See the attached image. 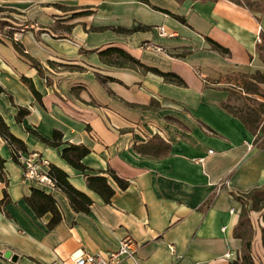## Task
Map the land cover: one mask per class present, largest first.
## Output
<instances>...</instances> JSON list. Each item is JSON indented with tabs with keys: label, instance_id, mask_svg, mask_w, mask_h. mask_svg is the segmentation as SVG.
I'll use <instances>...</instances> for the list:
<instances>
[{
	"label": "crops",
	"instance_id": "obj_1",
	"mask_svg": "<svg viewBox=\"0 0 264 264\" xmlns=\"http://www.w3.org/2000/svg\"><path fill=\"white\" fill-rule=\"evenodd\" d=\"M149 3L0 0V12L8 13L0 21L16 28L14 38L43 65L48 79L0 33V114L26 145L24 154L46 158L92 200L88 212H76L60 190L25 179L23 166L0 138L9 198L0 209V264H72L75 250L107 252L126 235L137 244L138 264H227L240 256L242 243L233 231L241 203L235 195L264 185V148L253 144L254 135L223 103L232 81L264 69L256 51L264 36V10L250 11L229 0ZM82 8L93 13L67 19ZM91 26L147 28L118 33L90 31ZM159 26L166 35H159ZM208 39L228 53L213 49ZM107 46L173 72L184 84L137 67L107 65L97 53ZM21 76L32 81L40 99ZM19 107L29 111L20 121ZM55 130L62 134L60 146L40 139L51 140ZM155 137L168 144L167 153L137 151ZM69 143L89 149L81 160L86 170L61 156ZM107 168L128 181L120 189L108 177L115 190L108 203L86 183L87 174ZM3 187L0 182V200ZM32 188L51 194L62 212L52 229L46 226L51 213L38 217L25 201ZM257 237L254 233L251 254L254 264H264L262 257L261 263L255 260L257 253L264 255ZM8 250L16 260L4 256Z\"/></svg>",
	"mask_w": 264,
	"mask_h": 264
},
{
	"label": "trees",
	"instance_id": "obj_2",
	"mask_svg": "<svg viewBox=\"0 0 264 264\" xmlns=\"http://www.w3.org/2000/svg\"><path fill=\"white\" fill-rule=\"evenodd\" d=\"M146 4H150L149 0H140ZM180 1V0H179ZM237 5L247 8L250 11H262L264 10V1H253V0H229ZM57 7L63 10H73L66 6L55 4ZM83 10L72 12L67 19H73L82 15H89L93 13V10L88 8H82ZM176 18L185 22L184 18L176 16ZM5 22L0 21V29L3 28ZM72 24L68 25L67 28L70 29ZM5 31V36L11 41L13 48L17 53L25 58L30 66L34 68L37 73L46 79L45 68L43 65L34 57L25 52L23 44L14 38V33L17 31L11 25ZM146 26H136L131 29L123 27H111V26H101V27H89L90 31H103L106 29H111L118 33H131L137 30L146 29ZM211 47L221 53H228V50L218 44L217 42L208 39ZM256 51L259 58L264 63V36H261L260 42L256 46ZM100 60L111 66L116 67H137L146 72H152L163 77L165 81L175 83L177 85H183V79L173 72H162L154 67H149L142 64L137 58L129 54L126 50L118 46H107L103 49L97 50ZM242 84L239 86L247 96L257 95L263 97L264 91L261 89V85H264V70H256L254 73L242 75ZM21 80L29 87L32 93L40 99L39 93L36 91L32 81L21 76ZM3 88L0 86V92H3ZM223 107L229 111L231 114L236 116L241 120L245 127L254 135L253 144L258 148H264V128L260 127L261 117L264 115V101L259 100L257 102V107L245 106L243 108L234 109L227 103H223ZM28 109L19 107L16 119L20 121L27 113ZM41 140L46 142L51 146L58 147L62 144L61 138L62 134L60 131L55 130L51 140H48L42 136H39ZM0 138L5 142L10 150L11 158L19 163V157L22 153L26 151V145L24 142L16 137L9 129L8 125L5 123L3 117L0 114ZM151 145L144 144L136 146L137 151L142 154H150L158 156L165 154L169 150L167 143L159 137H155L152 140ZM89 153V149L84 145L80 144H67L61 150V156L67 161L72 167L84 171L87 167L82 163V158ZM4 158L0 155V182L4 184L3 187V198L0 200V209L5 203L9 202L6 187L8 185V178L4 167ZM105 173V174H104ZM104 173H92L86 175L87 186L96 192L105 202H110L111 197L115 193L114 188L109 184L108 177H110L118 185L120 189H125L128 185V181L122 179L116 175V173L107 168ZM49 176L55 182V188L63 192L69 200L72 209L76 212H88L92 204V200L84 192L76 189L72 186L68 179L67 174L60 168L51 165L49 167ZM236 199L241 203V210L239 214V219L237 225L234 228L233 234L236 238H239L242 243V252L238 258L228 262L227 264H254L253 257L251 254V242H252V232L251 223L249 219L250 211H258L261 209L262 202L264 201V185L261 187L253 188L247 192L235 195ZM26 203L31 207L34 213L41 217L45 213H51V218L48 220L46 226L48 229H52L57 223L62 219V212L59 209L55 199L49 193L42 190L32 188L30 194L25 197Z\"/></svg>",
	"mask_w": 264,
	"mask_h": 264
},
{
	"label": "built area",
	"instance_id": "obj_3",
	"mask_svg": "<svg viewBox=\"0 0 264 264\" xmlns=\"http://www.w3.org/2000/svg\"><path fill=\"white\" fill-rule=\"evenodd\" d=\"M160 36L166 35L164 27H157ZM149 49H158L150 43H144ZM264 124V119H263ZM19 163L23 166V177L49 189L55 188L54 180L49 176L50 163L37 153L24 154L19 157ZM72 264H119L124 259H131L138 264L137 244L131 236L122 238L113 250L107 252L90 253L82 249L70 254Z\"/></svg>",
	"mask_w": 264,
	"mask_h": 264
},
{
	"label": "rangeland",
	"instance_id": "obj_4",
	"mask_svg": "<svg viewBox=\"0 0 264 264\" xmlns=\"http://www.w3.org/2000/svg\"><path fill=\"white\" fill-rule=\"evenodd\" d=\"M7 14L8 13H6V12H2V13L0 12V17H4ZM11 24L17 26L14 23H11ZM5 30H7V27H5L4 29L3 28L0 29V33L4 34ZM232 83L235 84V86H230V87H232V89L230 90V94H229V97H228L226 103L229 106L233 107L234 109L243 108L245 106H253L256 108L257 102L259 100L264 101L263 97H260L257 95L256 96L255 95L247 96L246 93L241 88H239V87L237 88V86H241L242 79H240L239 83H237L236 81H232ZM261 89H262V91H264L263 87H261ZM263 119H264V115L261 117V122H260V127L263 126V128H264ZM259 205L262 206L260 210L249 212V216L252 214V219H250V218L249 219H250V223H251L252 239H253L254 233H257L259 236V237H257V240H259V238H260L261 244L264 248V201L262 202V204H259ZM261 257L263 258V261H264V255H261L260 253H257L255 255L256 263H261V261H260Z\"/></svg>",
	"mask_w": 264,
	"mask_h": 264
},
{
	"label": "water",
	"instance_id": "obj_5",
	"mask_svg": "<svg viewBox=\"0 0 264 264\" xmlns=\"http://www.w3.org/2000/svg\"><path fill=\"white\" fill-rule=\"evenodd\" d=\"M4 256L6 258H11L12 260H16L17 259V256L15 254H12V252L10 250L6 251L4 253Z\"/></svg>",
	"mask_w": 264,
	"mask_h": 264
}]
</instances>
